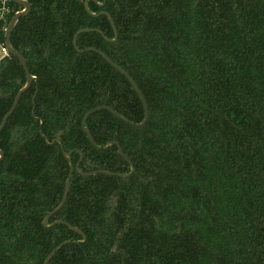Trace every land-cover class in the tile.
Segmentation results:
<instances>
[{
	"label": "trees",
	"instance_id": "1",
	"mask_svg": "<svg viewBox=\"0 0 264 264\" xmlns=\"http://www.w3.org/2000/svg\"><path fill=\"white\" fill-rule=\"evenodd\" d=\"M28 1L11 43L37 81L0 132V264H42L49 253L53 230L40 218L68 164L46 138L60 129L66 150L84 151L86 171L128 175H75L67 203L86 210L88 239L49 264H264V0H118L117 16L107 0L115 42L108 17L79 0ZM9 5L0 45L21 9ZM81 27L102 33L79 34L78 47L104 51L146 98L143 126L105 109L86 121L98 145L119 144L133 171L117 145L96 148L82 130L84 113L100 104L133 122L144 111L123 74L74 49ZM25 80L18 58L0 54V122Z\"/></svg>",
	"mask_w": 264,
	"mask_h": 264
},
{
	"label": "flooded vegetation",
	"instance_id": "2",
	"mask_svg": "<svg viewBox=\"0 0 264 264\" xmlns=\"http://www.w3.org/2000/svg\"><path fill=\"white\" fill-rule=\"evenodd\" d=\"M79 1L81 3H83L84 9L89 15L94 16V17H99L101 15H105V16L108 17L109 22H110L111 27H112L113 32H114V37L112 39H108V38L107 39L112 41V42H115L117 40V38H118V29H117V27H116V25L114 23L113 17L110 15V13L107 11V9L104 8L105 5H106L107 0H79ZM92 1L95 2V4L99 7V9L97 11H93V10L90 9L89 2H92ZM111 1H112V12L114 13L115 16H117V12L119 10V2H118V0H111ZM113 26L116 29V33H117L116 36H115V31H114ZM80 29H88V30L87 31H81V32H79L77 34V32ZM90 31H98L99 33H102L100 29L93 28V27H81L75 32V34L73 36L72 43H73L74 49L77 52L93 51V50H88V48L98 49V48H96L94 46H88L86 48L81 49L77 45V37H78V35L83 33V32H90ZM75 35H76V37H75ZM74 38L76 39V43L75 44H74ZM94 52H96V51H94ZM7 54H9V53H7ZM33 76L35 78L32 80V83L37 81V77L35 75H33ZM32 83H31V85H32ZM36 93H37V88H36L35 94ZM35 94H34L33 99H32L33 102H34ZM100 105H104V104H100ZM94 107H92V108H94ZM92 108H90V109H92ZM86 112L84 113V115L86 114ZM84 115H83V117H84ZM83 117L81 119V126H82ZM86 121H85V126H86ZM40 123H42V121H40ZM82 130H83V127H82ZM64 133H65V130L64 129H60V130L57 131V133L55 134V136L51 140H48L46 138L48 143L57 144L58 145L62 156L65 158V160L67 161V164H68V169H67V172H66V176L64 177L63 180H62V177H60L59 175L55 176V186H54L53 183L51 184V186L54 187V189L52 190V192L50 190V194L48 195L49 198L47 199L46 204L43 205L44 210H43V214H42V216L40 218V224L42 225V227H44L46 229H52L53 230L52 233L47 234L48 237L52 238L51 239V243H50V247L51 248H50L49 253L47 254V256L57 246H60V247L55 251L53 256L64 245L84 244L87 241V239H88V237H87V225L85 224V222H82V221H86L87 220L86 210L84 209L83 206H80L78 212H71V210L69 208L70 204H69V202L67 203V201H68V197L70 196L71 189H72V184H73L72 180L73 179L75 180V178H74L75 175H78L80 177H88V176H92V175H84V173L95 171V170L86 171L84 169L85 167H82V164L84 163V160H85V153H84V151L81 148H74V149H68V150L65 149L64 144H63V142L61 140V137H62V135ZM41 135H42V133H41ZM42 136H44V135H42ZM112 142H114V141H110V143L108 145L109 146L116 145V144H111ZM108 145H105V146H108ZM105 146L98 145V147L97 146H95V147L96 148H105ZM74 152H78V154H79V156L77 157L76 160H73V153ZM71 165H72V171H71ZM97 170H101V169H97ZM67 180H69L68 187H67ZM74 185L76 186V184H74ZM81 189H84L83 185L80 186L79 190H81ZM82 201L83 200H80V202H82ZM115 201H116V199L115 200L114 199L110 200V202L113 203L114 205H115ZM39 234H40V238L44 237L46 235V233H44V232H41ZM120 234H121V231H119L117 233L116 240H115L114 244L111 247V251L112 252H120V250L118 249V241H119L118 239H119ZM57 240H61V241L53 246V244ZM115 244H116V247L114 248ZM65 253H69L71 256H75L76 255V251L72 250L71 247H69L65 251ZM46 257L44 258L42 264H44V261H45ZM50 260L48 261L47 264L50 263Z\"/></svg>",
	"mask_w": 264,
	"mask_h": 264
},
{
	"label": "water",
	"instance_id": "3",
	"mask_svg": "<svg viewBox=\"0 0 264 264\" xmlns=\"http://www.w3.org/2000/svg\"><path fill=\"white\" fill-rule=\"evenodd\" d=\"M12 2L18 4L21 6V9L16 11L14 13V15L12 16V18L10 19V21L8 22V26L6 28V32H5V41H4V44H5V47L7 49V52L13 56H16L20 62V64L22 65L23 67V70L25 72V83L23 84V86L18 90V92L16 93L15 95V98H14V101H13V104L12 106L9 108V110L5 113V115L3 116L1 122H0V132L2 131V129L4 128L9 116L13 113V111L15 110L19 100H20V97L21 95L30 87L31 83H32V80L35 78L29 71L28 69V66H27V63H26V60L24 58V56L18 51L16 50L12 43H11V34H12V31L13 29L15 28L19 18L23 17V16H26L28 14V12L30 11V8H31V5L29 3L28 0H11ZM114 28V31H115V36H116V29L115 27L113 26ZM88 29H80L77 34L81 31H87ZM76 34V35H77ZM75 35V37H76ZM76 43V39L74 38V44ZM88 50H93V51H96L98 54H100L106 62H108L111 66H113L115 69H117L119 72H121L125 77L126 79L128 80V82L130 83L131 87L133 88V90L135 91V93L137 94L139 100L141 101V104L143 106V111H144V114H143V119L140 121V122H133L132 120L128 119L126 116H124L123 114H121L120 112H118L117 110H115L114 108L110 107V106H107V105H97L95 106L94 108L88 110L86 112V114L84 115L83 117V120H82V127H83V130L86 132L89 140L91 141L92 144H94L95 146L98 147V145L96 144V142L94 141L90 131L87 129V127L85 126V121L87 120V118L93 114L94 112L98 111V110H101V109H105V110H108L110 111L113 115H115L116 117L120 118L121 120H123L124 122L130 124V125H133V126H137V127H140V126H143L147 119H148V115H149V109H148V104H147V101H146V98L142 92V90L139 88L138 84L136 83V81L134 80V78L122 67L120 66L117 62H115L114 60H112L109 56H107L103 51L99 50V49H95V48H88ZM111 144H116L118 145V153L125 159L127 160V162L129 163L130 165V168H131V171H133L134 167H133V164L131 162L130 159H128L126 157V155L124 154V152L122 151L121 147L119 146V144L117 142H112ZM107 146H105L106 148ZM3 157V152L2 150H0V158ZM71 171H72V165H71ZM94 174H106V175H115V176H120V177H124V176H127L128 174H122V173H119V172H112V171H109V170H104V169H101V170H95V171H91V172H87V173H84V175H94ZM68 183H69V180H67V187H68ZM74 229V228H73ZM60 246H57L54 250H52V252L46 257L45 261H44V264H47L48 261L51 259V257L53 256V254L55 253V251L59 248ZM116 247V244L114 246V248Z\"/></svg>",
	"mask_w": 264,
	"mask_h": 264
},
{
	"label": "built area",
	"instance_id": "4",
	"mask_svg": "<svg viewBox=\"0 0 264 264\" xmlns=\"http://www.w3.org/2000/svg\"><path fill=\"white\" fill-rule=\"evenodd\" d=\"M9 1L11 0H0V26L2 27L3 24H5L10 16V14L13 12V8L9 5ZM7 49L5 47L4 42L0 45V54L1 57L6 55Z\"/></svg>",
	"mask_w": 264,
	"mask_h": 264
},
{
	"label": "rangeland",
	"instance_id": "5",
	"mask_svg": "<svg viewBox=\"0 0 264 264\" xmlns=\"http://www.w3.org/2000/svg\"><path fill=\"white\" fill-rule=\"evenodd\" d=\"M7 28V27H6ZM6 28H5V30H4V34H5V32H6Z\"/></svg>",
	"mask_w": 264,
	"mask_h": 264
}]
</instances>
